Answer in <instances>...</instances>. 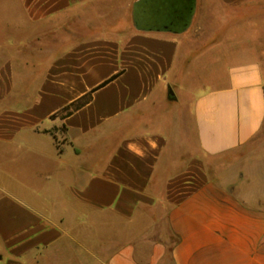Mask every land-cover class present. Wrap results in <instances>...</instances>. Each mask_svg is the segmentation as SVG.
<instances>
[{"label": "crops", "instance_id": "crops-1", "mask_svg": "<svg viewBox=\"0 0 264 264\" xmlns=\"http://www.w3.org/2000/svg\"><path fill=\"white\" fill-rule=\"evenodd\" d=\"M0 264H264V0H0Z\"/></svg>", "mask_w": 264, "mask_h": 264}, {"label": "rangeland", "instance_id": "rangeland-1", "mask_svg": "<svg viewBox=\"0 0 264 264\" xmlns=\"http://www.w3.org/2000/svg\"><path fill=\"white\" fill-rule=\"evenodd\" d=\"M207 63L205 62V60L201 59L199 60L196 64L191 65L190 66V70L195 72V77H189L188 79H186L185 77L182 78L181 81H179L176 85H177V89H176V94L179 97L178 99V104L173 105V104H169L168 102H166L165 104V108L164 106L159 103L158 106L159 108L162 106V108L164 110L168 111H173V110H180V111H185V108L188 109V105L192 99V97L197 96L204 88L208 87L209 84H207V79H205V72L207 71ZM18 71H20V69L18 68ZM34 72H32L30 70L29 74L27 77L24 78H20V76H15L16 79H20L21 81L23 80V84L21 86V89L23 88V85H26L30 88L31 86L34 85L33 79H37L34 78ZM201 74V75H200ZM18 75H20V73H18ZM33 82V83H32ZM168 88L165 89L164 85H160L157 88V91H160L162 94L163 93H168ZM25 93V92H23ZM21 95V98H18L21 102H25V101H30L31 100V92L29 91L28 94L25 95V97H23V94ZM88 95V94H87ZM17 99V100H18ZM18 102L15 101H10L8 103H6L5 105L9 104V105H15ZM95 148V147H94Z\"/></svg>", "mask_w": 264, "mask_h": 264}, {"label": "water", "instance_id": "water-1", "mask_svg": "<svg viewBox=\"0 0 264 264\" xmlns=\"http://www.w3.org/2000/svg\"><path fill=\"white\" fill-rule=\"evenodd\" d=\"M160 7H162V6H160ZM153 8H154V5L150 6L147 3L145 8L139 14L140 21L144 22L149 27L153 26V27H164V28H167V25H164V20L156 16V14H159L160 11L158 10V11L155 12L153 10ZM187 10H189V8H187L186 11ZM183 20H184V18H183ZM177 25H178V23H173V22L170 24V26H172V27H174V26L176 27ZM168 93H169V97L171 98L173 96L172 90L169 89Z\"/></svg>", "mask_w": 264, "mask_h": 264}, {"label": "trees", "instance_id": "trees-1", "mask_svg": "<svg viewBox=\"0 0 264 264\" xmlns=\"http://www.w3.org/2000/svg\"><path fill=\"white\" fill-rule=\"evenodd\" d=\"M109 81L111 80L103 82L99 87L103 86L104 84L106 85ZM90 97H91V93H89L86 96L80 97L78 100L73 102L69 107L65 108L60 114H62V117L68 116L72 111L80 108L81 106L86 105L89 102Z\"/></svg>", "mask_w": 264, "mask_h": 264}]
</instances>
